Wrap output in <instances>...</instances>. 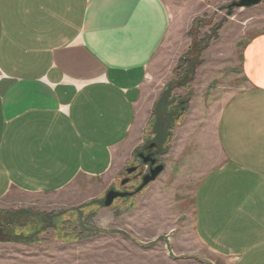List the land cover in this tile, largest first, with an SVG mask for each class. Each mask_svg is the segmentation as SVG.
<instances>
[{"label":"crops","instance_id":"0c3cea01","mask_svg":"<svg viewBox=\"0 0 264 264\" xmlns=\"http://www.w3.org/2000/svg\"><path fill=\"white\" fill-rule=\"evenodd\" d=\"M170 28L164 0H0V203L111 188L141 143L149 66ZM238 64L245 86L218 114L215 139L201 123L188 141L190 123L180 125L150 186L160 193L191 168L203 250L264 264V32L243 44Z\"/></svg>","mask_w":264,"mask_h":264},{"label":"rangeland","instance_id":"374dc122","mask_svg":"<svg viewBox=\"0 0 264 264\" xmlns=\"http://www.w3.org/2000/svg\"><path fill=\"white\" fill-rule=\"evenodd\" d=\"M164 1L171 28L149 66L134 131L141 143L128 165L140 170L130 191L149 170L139 153L159 145L158 160L167 167L180 125L190 123L181 135L188 141L201 123L215 139L218 114L220 119L227 101L245 86L238 64L242 46L264 32V3L230 10L239 0ZM190 170H178L174 180L180 176L181 183L173 180L160 193L149 185L109 208L108 192L126 190L124 171L104 193L105 184L51 196L13 193L0 203V225L11 226L0 227L11 235L4 240L0 234V264H228L206 253L195 237L199 178L188 176Z\"/></svg>","mask_w":264,"mask_h":264},{"label":"water","instance_id":"95a60500","mask_svg":"<svg viewBox=\"0 0 264 264\" xmlns=\"http://www.w3.org/2000/svg\"><path fill=\"white\" fill-rule=\"evenodd\" d=\"M264 3V0H239V2L234 3L233 5L229 6V9L232 10L233 8L238 9H245V8H251L258 6L260 4ZM155 145H151L150 148H154ZM139 159L142 160L144 165H147L150 167V171L147 175H145L142 179V184L138 187V189L135 191L136 193L142 192L147 186H149L152 182L156 181L157 178L163 173L164 166L158 165V160L153 157L152 154L146 155L144 153H140L138 155ZM138 170L137 167H133L127 170V173L133 174ZM127 181H125L123 184H126ZM134 193L131 192H121V191H115L111 190L108 192L106 196V200L104 203V206L106 208L111 207L114 202L117 199H123L132 197Z\"/></svg>","mask_w":264,"mask_h":264},{"label":"flooded vegetation","instance_id":"af4514ba","mask_svg":"<svg viewBox=\"0 0 264 264\" xmlns=\"http://www.w3.org/2000/svg\"><path fill=\"white\" fill-rule=\"evenodd\" d=\"M155 147H156V146H155ZM155 147L151 149L150 146H149V147H148L145 151H143L142 153H144V154H146V155L152 154L153 157H154L155 159L158 160V157H159V156H158V151H157V150H154ZM139 154H140V153H139ZM159 164H160V162H159V160H158V165H159ZM160 165H162V164H160ZM133 167H137L138 170H137L135 173L129 175V174L127 173V170L130 169V168H133ZM139 170H140V166H139V165H138V166H129V167H127V169H126V171H125V173H124V176L121 178L122 186H123V188H126L125 192L135 193V191H130V190H129V187H130V186H134L135 182L138 180V178H133V177H134V176H137V174L139 173ZM149 171H150V167H149V170L146 172L145 175H147V174L149 173ZM145 175H144V176H145ZM144 176H140V177H139V181H140V180L142 181V179H143ZM125 181H127V183H126V184H123Z\"/></svg>","mask_w":264,"mask_h":264},{"label":"trees","instance_id":"16d2710c","mask_svg":"<svg viewBox=\"0 0 264 264\" xmlns=\"http://www.w3.org/2000/svg\"><path fill=\"white\" fill-rule=\"evenodd\" d=\"M159 147H160L159 145H156V147H155V149H154V150H157V151H158V156H159L160 153H161L160 150H158ZM136 194H138V193L135 192L134 195H136ZM134 195H133V196H134ZM0 227H1V228H3V227L9 228V227H11V226H10V224H8V225H7V224H1ZM7 230H8V229H7ZM0 234H3L4 237H2V238H4V240H6L8 237H9V238L11 237V235H9L7 232H6L5 234H4V233H0Z\"/></svg>","mask_w":264,"mask_h":264},{"label":"built area","instance_id":"2783aa9c","mask_svg":"<svg viewBox=\"0 0 264 264\" xmlns=\"http://www.w3.org/2000/svg\"><path fill=\"white\" fill-rule=\"evenodd\" d=\"M2 78H3V74L0 72V81H1Z\"/></svg>","mask_w":264,"mask_h":264}]
</instances>
